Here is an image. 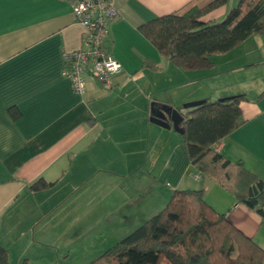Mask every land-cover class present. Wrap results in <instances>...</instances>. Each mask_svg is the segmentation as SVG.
<instances>
[{
  "label": "crops",
  "instance_id": "1",
  "mask_svg": "<svg viewBox=\"0 0 264 264\" xmlns=\"http://www.w3.org/2000/svg\"><path fill=\"white\" fill-rule=\"evenodd\" d=\"M74 1L0 0V245L10 262L50 264L47 254L76 247L103 253L135 229L125 225L139 227L174 191L188 189L202 190L208 205L264 250V219L201 177L181 134L150 122L151 104L185 114L189 102L244 95L245 123L216 152L264 181V35L213 56L212 69L184 71L138 27L192 0H111L117 16L105 48L122 71L111 89L87 75L77 95L62 57L83 46ZM229 1L204 20H223L238 2ZM40 179L54 185L31 191Z\"/></svg>",
  "mask_w": 264,
  "mask_h": 264
},
{
  "label": "trees",
  "instance_id": "2",
  "mask_svg": "<svg viewBox=\"0 0 264 264\" xmlns=\"http://www.w3.org/2000/svg\"><path fill=\"white\" fill-rule=\"evenodd\" d=\"M227 2L192 0L139 25L138 30L173 66L184 71L209 70L214 67L213 56L231 52L254 35H264V0H238L223 20H204ZM144 66L158 70L150 62ZM244 100V95H236L186 109L181 137L188 161L201 177L264 219V181L214 149L245 123L239 107ZM53 185L40 179L30 190ZM0 264H11L8 250L1 245ZM89 264H264V250L235 228L227 213L208 205L202 190L188 189L174 191L159 213Z\"/></svg>",
  "mask_w": 264,
  "mask_h": 264
},
{
  "label": "built area",
  "instance_id": "3",
  "mask_svg": "<svg viewBox=\"0 0 264 264\" xmlns=\"http://www.w3.org/2000/svg\"><path fill=\"white\" fill-rule=\"evenodd\" d=\"M72 14L74 21L83 28V46L65 51L62 56L72 90L83 95L87 75L104 89H111L112 79L122 71V65L105 48L110 23L117 16L111 0H75ZM218 143L214 145L215 151Z\"/></svg>",
  "mask_w": 264,
  "mask_h": 264
},
{
  "label": "rangeland",
  "instance_id": "4",
  "mask_svg": "<svg viewBox=\"0 0 264 264\" xmlns=\"http://www.w3.org/2000/svg\"><path fill=\"white\" fill-rule=\"evenodd\" d=\"M232 2L233 1L230 0L229 4L231 3V5H232ZM256 72H258V71H249V72H247V76H251L252 74H254ZM259 72H261L260 73L261 76L263 75L261 77V80L264 81V67H262L261 70H259ZM243 74H246V73H243ZM260 84L262 85V83H260ZM252 85H254V84L251 81H249V82H247L245 84V87L248 88V89H251ZM183 105H182V107H183ZM167 202H168V200H166L164 202L165 203L164 205H166ZM125 227L128 228V230L134 229V228L135 229L138 228L137 226H135L134 223L130 224V226L129 225H125ZM117 228L118 229H122V227H119V225H118ZM90 243L93 245L95 243V241L90 242ZM95 244H98V242L96 241ZM74 245H77V242L74 243ZM98 253L101 254L102 250L101 251H98V250L97 251L96 250L90 251L89 249H87L85 247H76L74 250H71L70 252H64V251L56 252V251H53L51 254H47L49 256V258H47V259L50 260V262H51L50 264H89L92 260H94L95 258H97L99 256ZM24 259H25V261H23ZM31 259L30 260H28V259L26 260V258H23V260H21L19 262H17V260H14V262H11V264H23L24 262L27 263V264H35V261H33Z\"/></svg>",
  "mask_w": 264,
  "mask_h": 264
},
{
  "label": "water",
  "instance_id": "5",
  "mask_svg": "<svg viewBox=\"0 0 264 264\" xmlns=\"http://www.w3.org/2000/svg\"><path fill=\"white\" fill-rule=\"evenodd\" d=\"M232 97L222 98L219 99V101L229 100ZM205 102L206 100L189 102L183 105V109L196 108L203 105ZM183 119L184 117L178 110L168 105L151 104L150 122L156 126L164 128L166 130L173 129L175 132L183 134L184 131L181 127Z\"/></svg>",
  "mask_w": 264,
  "mask_h": 264
}]
</instances>
